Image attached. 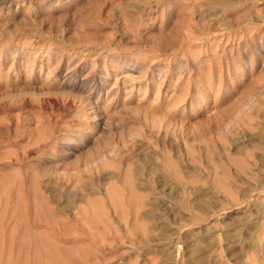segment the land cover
Here are the masks:
<instances>
[{
    "label": "rangeland",
    "instance_id": "1",
    "mask_svg": "<svg viewBox=\"0 0 264 264\" xmlns=\"http://www.w3.org/2000/svg\"><path fill=\"white\" fill-rule=\"evenodd\" d=\"M0 264H264V0H0Z\"/></svg>",
    "mask_w": 264,
    "mask_h": 264
}]
</instances>
